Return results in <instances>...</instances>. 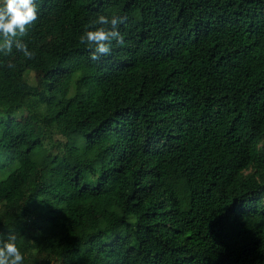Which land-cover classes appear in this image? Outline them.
I'll use <instances>...</instances> for the list:
<instances>
[{"label": "trees", "instance_id": "trees-1", "mask_svg": "<svg viewBox=\"0 0 264 264\" xmlns=\"http://www.w3.org/2000/svg\"><path fill=\"white\" fill-rule=\"evenodd\" d=\"M36 3L35 57L0 53V235L24 264H264V0ZM101 14L124 43L92 61Z\"/></svg>", "mask_w": 264, "mask_h": 264}, {"label": "clouds", "instance_id": "clouds-1", "mask_svg": "<svg viewBox=\"0 0 264 264\" xmlns=\"http://www.w3.org/2000/svg\"><path fill=\"white\" fill-rule=\"evenodd\" d=\"M38 18L39 7L36 0H0V53L9 57L15 49L27 59H33L35 52L21 38L28 34ZM126 20L125 16L109 18L101 14L89 21L88 27L92 30H86L79 37V42L92 49V61L110 55L113 41L123 45L124 36L118 28ZM6 67L14 68L15 65L9 60ZM0 264H24V254L17 246V236L11 232L6 240L0 235Z\"/></svg>", "mask_w": 264, "mask_h": 264}, {"label": "rangeland", "instance_id": "rangeland-1", "mask_svg": "<svg viewBox=\"0 0 264 264\" xmlns=\"http://www.w3.org/2000/svg\"><path fill=\"white\" fill-rule=\"evenodd\" d=\"M25 78L32 84H35L39 88L42 86V83L40 81L41 78V71L39 68L34 67L31 70H27L25 73ZM70 89V81L69 79H65L61 84V96L64 97L67 93H69ZM19 118L23 120H27V113L22 111L19 115Z\"/></svg>", "mask_w": 264, "mask_h": 264}]
</instances>
